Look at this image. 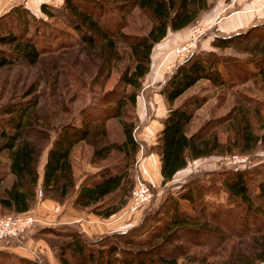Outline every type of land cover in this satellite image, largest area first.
<instances>
[{
    "label": "trees",
    "instance_id": "16d2710c",
    "mask_svg": "<svg viewBox=\"0 0 264 264\" xmlns=\"http://www.w3.org/2000/svg\"><path fill=\"white\" fill-rule=\"evenodd\" d=\"M133 7L147 11L151 18L152 24L144 34L128 35L122 31L125 16ZM205 7V0H62L59 5L39 3V10L47 19L35 16L24 4L19 3L10 5L0 13V20L9 13L19 19L17 21L22 27L19 32L12 28L11 22L0 21V45L7 47L0 49V68L11 67L13 64L32 66L45 52L50 53L51 57H58L61 53L74 60L72 52L77 48V51H83L87 56L94 55L98 59L96 70L100 66L107 69L108 73L111 60L118 59L120 42L127 45L129 53V61L117 70L114 85L93 96L85 106L79 124H70V131L64 129L62 124L59 134L50 139L41 166L40 181L37 174L38 146L35 145L36 140L31 139L36 138L35 131L40 134L44 131L38 127V124L44 123L39 122L40 116L36 113L37 97L32 93L36 82L22 95H29L27 99L9 104L3 109L2 112L7 116L0 119V156L6 161L2 169L4 161L0 160V208L11 214L27 211L35 202L37 184H40L43 191L55 188L61 197L72 191L75 179L69 153L72 146L80 141L91 146L90 157L93 161L106 158L112 150L121 152L126 161L122 165H104L86 173L75 188L73 204L87 208L100 217H108L123 207L130 192L127 165L129 158H134L140 144L132 134L135 115L128 117L126 105L135 104L136 89L149 70L152 46L168 30L176 31L192 25L200 10ZM29 21H32V29ZM56 21L62 26H57ZM207 29L213 47L220 50L229 48L232 42H238L234 39L237 38L249 41L247 50L251 49L254 53L246 52L243 56L236 53L216 55L211 51H191L165 73L167 78L157 89L168 107L166 113L158 117L161 127L156 132L155 152L159 160L160 184L170 181L188 159L211 153H230L235 149L247 151L257 145L264 149V133L254 130L256 121L264 123V99L250 97L252 95L244 91L248 90L247 87L240 92L247 106L243 103L239 107L233 106L227 113L205 121L199 131L191 134L185 132V127L204 99L194 94L172 106L174 99L200 78L237 85L257 77L258 88L264 97V18L253 20L247 27L229 33L216 31L214 25ZM38 35L46 36L49 40L47 44L37 42L35 37ZM99 58L103 60L99 61ZM218 63L224 64L225 68L231 65L234 71L239 66L241 76L226 82L224 75L227 72L218 69ZM72 72L68 69L66 78L74 82L72 85L75 88L82 87L83 79L79 73ZM128 86L132 89L128 90ZM112 117L118 118L123 138L119 142H88L95 132L104 135L105 123ZM147 119L145 115L144 122ZM227 121L232 124V133L221 139L217 128ZM206 173L209 174L208 181H195L192 189L184 185V189L176 196L168 197L166 220L161 226L156 223L150 231L147 226L142 233L137 234H128L131 232V228H128L88 235L76 223H56L34 224L31 231L29 228V232L18 237L20 240L28 237L46 238L59 264H113L117 261L121 264H149L153 262L152 259L138 257L154 249H162L166 255H156L159 264H179V257L191 261L189 264H253L264 260V163L251 169L227 167L216 171L210 169ZM252 174L256 177L253 181L250 177ZM8 175L9 180H5ZM211 189H222L226 194L225 200L212 199L208 195ZM180 202L189 210L181 206ZM213 222L215 226L222 225L226 233L215 231L216 227H211ZM194 234L202 237L196 240L191 237ZM170 236H176L173 239L175 241L177 238L188 241L191 248L180 242L173 245L161 242ZM117 237L121 238L123 245L113 241H118ZM229 237H232L231 245H235L237 250L234 253L228 251L221 261H208L211 252L197 249L201 246H219ZM211 238L216 239L212 242ZM11 239L14 241L15 238ZM127 244L146 247L140 250L142 253ZM130 250L133 256L124 258L123 255L129 254ZM1 253L9 261H0V264H47L44 256L39 253L29 257L0 249Z\"/></svg>",
    "mask_w": 264,
    "mask_h": 264
},
{
    "label": "rangeland",
    "instance_id": "374dc122",
    "mask_svg": "<svg viewBox=\"0 0 264 264\" xmlns=\"http://www.w3.org/2000/svg\"><path fill=\"white\" fill-rule=\"evenodd\" d=\"M38 1L46 2L53 5H59L62 0H0V13L6 10L8 6L19 3L24 4L27 10L34 13L35 16L42 19H47V17L39 10ZM225 1L226 0H205L206 7L200 10L198 18L192 25L185 26L176 31L168 30L167 34L172 33V37H174L175 35H179L180 38H176L177 44L185 40L189 36L190 28L195 24L205 25L207 23H212V25H214L212 21L215 18L217 19L219 18V16L226 15L229 10H232V8L235 7V3L238 2V0H232L230 6H228L229 8H222L225 4ZM125 17V26L122 28V31L124 33H127L128 35L144 34L152 24L148 12L139 9L138 7H133L132 10L126 14ZM4 20H7V23L11 22L12 28L14 30H19V32H21V24L17 21L19 19H17L14 15L8 13L4 18L1 17L0 21ZM55 23L59 27L62 26V24L58 21H56ZM29 24L30 28L32 29V21H29ZM184 31L186 32L184 33ZM28 34L29 33H27V35ZM208 35L209 31L206 28V30L197 38L196 45L192 50L194 51V53L199 51H211L216 55H229V53H236L235 55L243 56L246 55V52L247 54L248 52L254 53V51L251 49L247 50V48H249L250 46L248 44L249 41L244 42L238 40L237 38L234 39L238 42H232L229 48L223 50L217 49L210 44V37ZM35 39H37L36 41L42 43L43 45L47 44V42L49 41L46 36L38 35L35 37ZM173 46L174 45H172V47ZM118 47V59L111 60L108 73L107 69H104L100 66L96 70V64L98 63V59L94 55L87 56V54H85L83 51H77V48H75V50L73 49L72 52V58H74V60H70L69 58L64 57V55L61 53H59L58 57H51L50 53L45 52L39 58V60L32 66L25 67L22 64H13L11 67L9 66L0 68V119L5 118L7 116V114L2 112L7 105L16 104L17 102L19 103L20 101H24L25 99H27V97H29V95H27L26 97L22 95L25 94V91L28 88H32L33 84L36 82L32 93H34L37 97L36 113L38 114V116H40L39 122L44 123V125L38 124V127L44 129L43 133L40 134L35 131L36 138L31 137L32 141L36 140L35 145L38 146V178H40L42 173L41 166L46 156V149L50 145V139L59 134V129H61L63 125L64 129L70 131V124H79L82 119L81 117L84 113L85 106L88 105L89 101L92 100L94 95L101 93L105 89H109L114 85L117 77V70L121 69L123 65L129 61L127 45H125L124 42H120L118 44ZM172 47L170 49L165 48V50L163 51V56H165V59H167V57L171 58L172 60L170 59V61H172L173 63L171 66H169V68L166 66L165 71H169L176 62V57L172 52ZM6 48V45H0V49ZM101 60H103V58H99V61ZM160 63L161 58H157V60L153 59L151 66L149 65V70L151 71L148 72V70V73H145V75L141 79L140 87L136 89L135 104L133 106L127 104L125 108L128 117H131V114L135 115V125L133 128L134 130H132V134L135 139L140 141V144L138 145V151L134 155V158H129V162L127 165L129 173V181L127 182V185L129 189L132 185V179H134V176L140 172L139 170L142 166L141 163H143V158L145 157V155L149 152H155V149L157 148L155 145L156 133H151L152 135L147 134L148 140L145 141L140 138L142 137L140 134L141 129L149 120L155 118L156 115H158V117H161L166 113L168 109L167 103L163 99L162 95L157 91L158 87H160L163 81L167 78V75L165 74L166 72L162 74L159 79L151 77V75L153 74L152 71L154 66L156 67V69L158 67L159 69H162V66H159ZM231 67V65H226L225 68L224 64H217L218 69L224 71V73L227 72V75H224L226 82H229L228 79L230 78L241 76V71H238L240 69L239 66H237L238 68H236L238 69L237 71H234ZM68 69L71 72L74 71L79 73V76L83 79L82 87L75 88L72 85L74 84V82L71 81L68 77L66 78ZM75 77L78 79L77 75H75ZM258 84L259 81L257 77H251L246 82L239 83L237 85H231L227 83H216L211 82L207 78H200L192 86L187 88L181 95L174 99V101L172 102V106L177 105L186 97L194 94L204 99L201 105L194 110L190 121L185 127V132L187 134H191L196 130L199 131V128L204 124L205 121L209 119L211 120L220 115H223L224 113H227L233 106L239 107L242 103L247 106V103L244 101V99H242L240 94V92L246 87L248 88V90L246 91L245 89L244 91L246 93H249V95H252L250 97L264 99L261 90L258 88ZM127 89L130 90L132 89V87L128 86ZM251 103L253 102L251 101ZM145 115L148 117L146 122H144ZM254 127V130L257 133H264V123L256 121ZM217 133L218 137L221 139H223L225 135H231L232 124L229 121L224 122L217 128ZM43 134H45V139L42 136ZM29 135L32 134L29 133ZM122 138L123 135L119 120L116 117H112L109 118L105 123L104 135L100 136L98 132H95L93 133V136H90L88 142H93V144L102 143L103 140L107 142H119ZM74 145V147H72L74 148L73 151L76 153V155H81L83 153L86 158L85 160L90 163L92 162L91 164L94 167L99 168L104 165L111 167L115 163L122 165V163L126 161L122 158L121 152L117 150H112L106 158L97 159L96 161H93L90 157L91 146L89 144L85 143L84 141H80L78 142V144ZM231 154H237L238 156L243 157V160L232 161L230 156ZM0 160L4 161V166L2 167V169H4L6 160L3 156H0ZM150 163L151 162L148 163L149 166ZM259 163H264V149L258 145L247 151H240L235 149L232 150L230 153H211L207 156L188 159L186 165L180 170H178L173 175L170 181L165 182L164 184H160V182H157L155 184L151 183L152 195L150 197V200L140 209L136 210L133 213H129L125 211L123 206L118 210L117 214H119L120 216H126L127 221L125 222L126 224L128 223L127 226H124L125 228L122 227V230L131 228V232L128 234H137L142 233L145 227L147 226L149 227L151 225L149 228L147 227V230L149 231L152 230V226H156V223L161 226L163 221L166 220V210H168L167 205L169 203L168 197L174 195L176 196L180 191L184 189V185L185 187H191L192 189V186L194 185L195 181H199L200 179L208 181L209 174L206 173V171L210 169H213L215 171L223 170L227 167H240L251 169ZM86 173L88 174L90 172L83 171L82 174ZM250 177L253 178L252 181L256 178L254 174L250 175ZM9 178L10 177L8 175L5 180H9ZM74 181L76 183L77 179L75 178ZM213 184L216 186L215 183ZM38 190H40V193H38ZM73 190H75V188H73ZM73 190L65 196L61 197L55 188L43 191L40 187V184H37V186L35 187V202L28 209L36 217L35 224H51L52 222L53 224H56L60 219L59 216L62 210L60 208L61 204L66 203L67 199L73 196ZM208 195H210L212 199H217L218 201H224L226 197V194L222 189H217L214 191L211 189L208 192ZM180 203L181 206L185 207L183 202ZM53 204L54 206L52 207ZM73 206L78 209H81L77 204H73ZM82 209L85 211L87 210V208ZM185 209L189 210V208L187 207H185ZM8 214L11 213L0 208V216ZM228 221L231 220L229 219ZM212 224L214 226L211 225V227H216L215 231H218L219 233H226L222 225L215 226L214 222ZM31 230L32 228L29 231ZM140 235L143 236V234ZM174 237L176 236H170L167 240L163 241H161L160 238H157V240L161 241L162 243H165V245H173L179 242L185 246L191 245L188 241L179 240L178 238L176 239V242L175 240H173ZM191 237L197 240L200 239L202 236L199 234H194ZM38 238L48 243L46 238ZM117 239L118 241H113H116L117 244L121 243L120 245H123L121 242V238L117 237ZM211 239L213 242V239L216 238ZM228 239H226L227 241H223L221 245L216 247L209 248L201 246L199 248L197 247V249L211 252V255L207 258L208 261L210 259L214 261H221V259H223L222 257L227 255L228 251L234 253L237 250V247L235 245H231V240H233L232 237H229ZM9 240L10 241L5 240L4 242L0 241L1 250L12 251L15 253H18V249L26 251L27 246L25 247V239L20 240L18 237L15 238L14 241H12V239ZM53 241L55 242L56 239H54ZM126 246L136 249L137 251L139 250V252H142L140 250L143 247H146L135 246L131 244H127ZM156 255L166 256L162 249H154L151 251H146V254H140L138 258L140 259L143 256H146L150 258V260H153V262H150L149 264H159L158 261H156ZM3 256L5 255L1 253L0 261H5V263L8 262L9 259L6 260ZM132 256V251L129 254L123 255L124 258H131ZM136 256L137 255L135 254L134 257ZM178 262L179 264L191 263V261L187 262L186 259H183L181 257L178 258ZM113 264H121V262L117 261ZM253 264H264V260L256 261Z\"/></svg>",
    "mask_w": 264,
    "mask_h": 264
},
{
    "label": "crops",
    "instance_id": "0c3cea01",
    "mask_svg": "<svg viewBox=\"0 0 264 264\" xmlns=\"http://www.w3.org/2000/svg\"><path fill=\"white\" fill-rule=\"evenodd\" d=\"M40 2L41 1H38V5ZM231 2L232 0H226L222 8H229L228 6H230ZM258 18H264V0H238L232 10H229V12L224 16H219V18L217 19L215 18L212 22L214 23V27L216 30L222 33H229L236 29L247 27L253 20H256ZM210 25H212V23H207L204 26L209 27ZM185 32L186 31H184V33ZM169 34L166 33L165 36L162 37L158 42H156L151 48L150 66L152 64L153 59L157 60V58H161V63L159 66H162V69H159V67L156 69L155 66V68L153 67V74L151 75V77H154L155 79H159L162 74L168 72L165 71L166 66L167 64L172 63V61H170L171 58L167 57V59H165V56H163V51L165 50V48L170 49L172 45L176 44V38H180L179 35H175L174 37H172V33ZM150 71L151 70H149L148 72ZM155 118L145 123V125L141 129L140 134L142 137L140 138L142 140H148L147 134H155L160 129L161 123L158 120V115H156ZM73 147L70 150L69 158L72 175L77 179V182L75 183L74 187L76 188L82 178L86 175L82 174L83 171L93 172L97 170L98 167H94L90 162H87L83 153L81 155H76V153L73 151ZM149 162H151L150 166L148 165ZM141 164L142 166L139 170V175H141L146 181L148 180L147 182L150 185L151 183L155 184L157 182H160L161 176L159 174V160L156 152H149L148 154H146L143 158V163ZM38 181H40V178ZM73 192V196L67 199L66 203L61 204L60 208L62 210L59 216L60 219L57 223H76L81 228V230L88 235L106 233L112 230H121L122 227L125 228L124 226L128 225V223L126 224L125 222L127 221L126 216H120L119 214H117L118 210L113 214L109 215L108 217H100L92 213L88 209L85 211L82 208H76L75 206H73L75 190H73ZM53 206L54 204L52 205V207ZM51 224H53V222ZM26 246V251L18 249L19 251L17 252L21 255L29 257H33L35 254L39 253L44 256L47 264H59L51 249L49 248L48 244L42 239H34L28 237L25 241V247Z\"/></svg>",
    "mask_w": 264,
    "mask_h": 264
},
{
    "label": "built area",
    "instance_id": "2783aa9c",
    "mask_svg": "<svg viewBox=\"0 0 264 264\" xmlns=\"http://www.w3.org/2000/svg\"><path fill=\"white\" fill-rule=\"evenodd\" d=\"M208 28L195 24L190 28L189 36L172 47L176 62L182 61L195 47L197 38ZM173 63L167 65L171 66ZM232 161L243 160L237 154H231ZM40 193V190H38ZM152 195L150 184L141 176L135 175L129 196L124 205L125 211L133 213L145 205ZM36 222V217L29 210L0 216V241L17 238L27 232Z\"/></svg>",
    "mask_w": 264,
    "mask_h": 264
}]
</instances>
